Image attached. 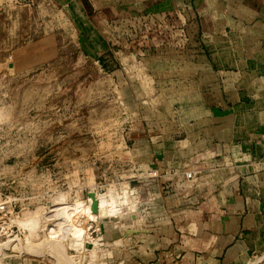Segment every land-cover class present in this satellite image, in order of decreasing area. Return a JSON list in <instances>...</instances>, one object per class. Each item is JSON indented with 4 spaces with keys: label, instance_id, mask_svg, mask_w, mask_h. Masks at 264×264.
Wrapping results in <instances>:
<instances>
[{
    "label": "rangeland",
    "instance_id": "1",
    "mask_svg": "<svg viewBox=\"0 0 264 264\" xmlns=\"http://www.w3.org/2000/svg\"><path fill=\"white\" fill-rule=\"evenodd\" d=\"M164 17L0 0V243L24 244L1 248V264L122 258L108 230L131 222L119 217L133 206L132 131L155 126L149 108L157 122L174 121L194 97L182 71L201 49L196 19ZM89 190L111 198L99 221L85 213Z\"/></svg>",
    "mask_w": 264,
    "mask_h": 264
},
{
    "label": "crops",
    "instance_id": "2",
    "mask_svg": "<svg viewBox=\"0 0 264 264\" xmlns=\"http://www.w3.org/2000/svg\"><path fill=\"white\" fill-rule=\"evenodd\" d=\"M78 2L184 13L199 32L182 71L186 112L157 122L149 108L155 126L132 131L133 206L119 217L131 222L106 227L117 264H264V0Z\"/></svg>",
    "mask_w": 264,
    "mask_h": 264
},
{
    "label": "bare ground",
    "instance_id": "3",
    "mask_svg": "<svg viewBox=\"0 0 264 264\" xmlns=\"http://www.w3.org/2000/svg\"><path fill=\"white\" fill-rule=\"evenodd\" d=\"M91 192H94V191H91ZM89 193V192H88ZM95 193V192H94ZM95 195H96V193H95ZM96 198H97V200H98V203H99V212H98V214L97 215H93L92 214V212H91V203H90V198H89V196H88V199H87V203H88V207L86 208V210H85V213L87 214V215H89L90 216V218L91 219H93V220H99L100 219V214H102V216H101V218H105L103 215L104 214H107V215H109V213H108V203H107V194L106 193H101V194H99V195H96ZM78 215V214H77ZM71 220V219H70ZM81 225V224H80ZM80 227V226H79ZM14 241H16V240H14ZM5 244H6V242H4V243H0V249L3 247V246H5ZM19 246V247H23V245L24 244H21V243H19V241L18 242H14L12 245H11V248H12V250L16 247V246Z\"/></svg>",
    "mask_w": 264,
    "mask_h": 264
},
{
    "label": "water",
    "instance_id": "4",
    "mask_svg": "<svg viewBox=\"0 0 264 264\" xmlns=\"http://www.w3.org/2000/svg\"><path fill=\"white\" fill-rule=\"evenodd\" d=\"M88 196L90 198V203H91V212L93 215H97L98 212H99V203H98V200L96 198V195L94 192H89L88 193ZM14 242V239L13 240H8L5 244V246H3L4 248H8V247H11V245L13 244ZM2 247V248H3Z\"/></svg>",
    "mask_w": 264,
    "mask_h": 264
},
{
    "label": "built area",
    "instance_id": "5",
    "mask_svg": "<svg viewBox=\"0 0 264 264\" xmlns=\"http://www.w3.org/2000/svg\"><path fill=\"white\" fill-rule=\"evenodd\" d=\"M156 172L153 173V176H156ZM186 176L188 178H191L192 177V173L191 172H187ZM6 209V206L4 204L0 205V210L4 211Z\"/></svg>",
    "mask_w": 264,
    "mask_h": 264
}]
</instances>
